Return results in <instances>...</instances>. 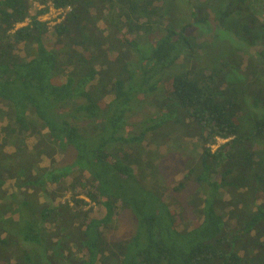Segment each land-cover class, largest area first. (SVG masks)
I'll list each match as a JSON object with an SVG mask.
<instances>
[{
    "label": "trees",
    "instance_id": "trees-1",
    "mask_svg": "<svg viewBox=\"0 0 264 264\" xmlns=\"http://www.w3.org/2000/svg\"><path fill=\"white\" fill-rule=\"evenodd\" d=\"M156 1L39 0L44 7L38 9L31 0H0V264H264V226L257 227L264 207L253 196L255 213L247 214L237 195L242 178L251 183L261 163L253 143L264 137V65L263 81L252 82L244 98L234 97L236 66L208 60L207 69L186 60L183 34L191 22L174 29L162 15L167 4L182 2L197 26L215 24L222 32L229 11L212 4L198 13L199 0ZM50 3L62 10L59 18L65 12L51 30L39 19ZM251 5L255 55L264 56L257 12L260 6L264 13V0ZM49 32L52 41L44 43ZM103 55L112 68L106 81L97 63ZM135 93L153 108L139 121H125ZM168 119L184 120L191 132H181V139L195 142L178 159L184 180L205 189L192 203L199 219L191 227L179 228L185 207L175 192L186 188L184 180L159 169L148 143L145 160L130 161L121 152L133 140L150 142ZM132 123L139 134L131 132ZM31 136L36 141L29 147ZM168 137L162 132V142ZM67 149L75 150L74 160L58 168L55 155ZM41 156L48 165L40 166ZM5 172L14 190L5 186ZM95 205L103 206V216H91ZM122 210L133 214L135 226L117 237L112 231ZM250 232L257 239L248 247ZM25 246L15 261V250Z\"/></svg>",
    "mask_w": 264,
    "mask_h": 264
},
{
    "label": "rangeland",
    "instance_id": "rangeland-1",
    "mask_svg": "<svg viewBox=\"0 0 264 264\" xmlns=\"http://www.w3.org/2000/svg\"><path fill=\"white\" fill-rule=\"evenodd\" d=\"M245 4H243L242 0H206L202 1L199 0L197 2V7L199 9L198 13L201 12V9H208L212 4L218 5V7H221L225 10L229 11V16H227L228 24L225 26L227 29L222 30V32L217 28L218 25L213 26L215 24H211V30L206 29L204 26H197L199 24H195L193 20H190L189 11L190 9L187 8L185 4L182 2L179 3V5H174L171 7L172 4H167V9H161V11L164 10L162 15L165 17L171 18L172 24L174 29H176V26L182 27V24H184L185 21L191 22V26L185 31L183 34L184 38L187 39V44L189 43V46L187 48V51L183 53V56L186 58V60H191L196 65L201 66L204 64L207 69H209L210 63L208 60H212L214 64H216L218 67L221 68V66L225 63V61H230L234 66H236V70L238 72V76L236 77L235 81L238 84L239 90L234 94V97H241L242 91H246L248 86L254 82L259 81L262 78V67L261 64L264 65V56H256L255 50L259 48V46L254 45V33L256 32V28L254 27V21L251 18V12H252V5L251 0H244ZM157 5L160 3L159 0L155 2ZM32 7H37L38 9L44 7V4L39 2V0H31ZM49 4V3H48ZM243 5H247V7L240 9V7H243ZM257 6L258 4L255 3ZM51 6V3H50ZM52 7V6H51ZM169 7V8H168ZM262 8L259 6V10L257 11L259 14V19L264 20V13H262ZM62 11V10H61ZM61 11H55L53 8L50 9L47 12H44L39 15V19L42 21H46L47 25L49 26V29H52V26L61 20L63 16L65 15V12H62L61 17L59 18V13ZM261 15V16H260ZM200 15H197V17ZM190 20V21H189ZM28 20L17 24L16 26L19 27L21 25L27 24ZM206 25V24H204ZM198 28H202L203 34H200L199 32L195 31L198 30ZM153 35V34H151ZM191 35L194 37V41L191 39ZM51 34L50 32L47 35L43 36V41L45 42H51L50 39ZM50 39V40H49ZM49 40V41H48ZM264 45V42H262ZM143 46V44H142ZM19 48H21L20 45H18ZM93 50V48H92ZM15 52L17 53V49H15ZM20 54L23 56L24 53L21 52ZM204 62V63H203ZM101 67L102 70L100 71V77L102 80L106 81L110 75H112V68H109V60L106 55H103V59L99 60L97 62ZM181 67H179L176 71L177 72ZM98 70V69H97ZM167 72L170 73V76L174 73L173 71H170L167 69ZM169 76V77H170ZM228 83V82H226ZM136 94V93H135ZM228 94V92L226 93ZM233 96V95H232ZM107 99L110 101L109 97ZM129 113L124 118L126 121L134 122L136 119L139 121L142 117H144L148 110L150 108H153V105L151 104V100H149L147 97L140 95V93H137L134 100L129 104ZM151 110V109H150ZM179 115V114H174ZM261 114L258 112L256 113V116L259 117ZM175 117V116H174ZM154 118L153 120H157L158 118ZM153 120L149 119V121L153 122ZM254 118L252 116L249 117V121L252 122ZM184 120H179L177 124H175L171 119H168L166 123L158 127L157 129L153 130L152 132H156L153 134V138L149 142L147 140V137L144 138V140L141 142V140H133L131 145L129 147L125 146L123 147L122 154L126 155V158H128L130 161L135 160L136 158H141L142 160H145L148 158L149 154L147 153V146L151 145L152 148L150 152L153 153V159L154 163L158 164L159 169L163 170L167 173V175H172L174 179L184 180V175L186 172V168L183 167L178 162L179 158H183L190 154V150L193 148L194 143L192 139L189 138H182L181 139V132H191L190 129L186 127ZM186 121V120H185ZM128 124V122H126ZM4 125V121L0 119V128ZM183 127L184 129L174 130V127ZM127 132V131H126ZM131 132L134 134H139L140 132L138 130V123H132L131 125ZM162 132H165L168 137V132H170V135L168 139H166L165 142H162ZM127 133L123 134L126 135ZM184 137V136H183ZM226 139L218 138L217 142H223ZM36 141L35 136H31L29 141V147H31L34 142ZM261 141V142H260ZM181 144V145H180ZM263 144V145H262ZM215 147V145H213ZM13 148L7 149L9 152L14 151ZM253 149L258 150L260 152L255 153L256 159L261 160V163H257V166L259 168L256 171L257 177L255 179H250L251 183H249L248 176L240 181V184L238 186V197L240 199V205L238 207H242L244 209L245 213H255V209H253V206H256L255 204L250 205L249 202L253 200V196H258V199L256 200V203L258 205H262L264 207V137L258 136L253 143ZM120 152V151H119ZM120 152V153H121ZM75 157V150L73 149H67L63 153H57L55 155L56 164L58 168L59 166H62L64 164H70ZM42 160H40V166H46L49 164V160L45 156H41ZM15 158L11 160V164H13ZM134 164L136 162L133 161ZM85 177H87V172H84ZM5 179V186L8 187L10 190H14V188L11 187V184L13 182V176L9 172H5L2 174ZM66 180L69 182L71 180L70 177H66ZM185 187L183 189H180L178 192H175L176 196L181 200L182 205H184V215L179 223V228L183 227H191L190 224H192V221L197 217V211L192 205L196 200H198L200 197H202L203 192H205L204 188H198L195 189L196 184L191 181V178L184 180ZM199 191V192H198ZM68 195V194H67ZM82 196V195H81ZM86 198V197H85ZM226 198V197H225ZM190 199L192 202L190 203ZM58 198L56 199V201ZM220 206H223L225 203L224 198L221 197ZM217 206V205H216ZM233 206V203H232ZM226 210V209H225ZM177 212H179V209H177ZM220 212H224V210L220 209ZM105 213V209L103 206H97L95 205L94 208L91 211V216H103ZM237 213H233V215L230 216L228 219H234L237 218ZM227 221V220H226ZM264 221V220H262ZM245 224V223H244ZM46 226H49L48 224ZM135 226V219H133V214L130 213L129 210H122L119 215V226L116 227L112 232L115 233V236H123L128 233H132L134 231ZM264 222L260 224L257 227H263ZM256 236H253L252 233H246L244 235V242L247 243L248 247H251L252 245L248 242H254L256 241ZM31 243V242H30ZM32 244V243H31ZM27 247H20V249L15 250L14 258L15 261L18 258H23L25 249ZM74 251V249L72 248ZM33 250H31L32 252ZM51 250H49V253ZM63 252H67V249L65 248ZM75 253V252H74ZM78 254V253H77Z\"/></svg>",
    "mask_w": 264,
    "mask_h": 264
},
{
    "label": "built area",
    "instance_id": "built-area-1",
    "mask_svg": "<svg viewBox=\"0 0 264 264\" xmlns=\"http://www.w3.org/2000/svg\"><path fill=\"white\" fill-rule=\"evenodd\" d=\"M51 8H53V7H51ZM55 11H57L55 8H53Z\"/></svg>",
    "mask_w": 264,
    "mask_h": 264
},
{
    "label": "bare ground",
    "instance_id": "bare-ground-1",
    "mask_svg": "<svg viewBox=\"0 0 264 264\" xmlns=\"http://www.w3.org/2000/svg\"><path fill=\"white\" fill-rule=\"evenodd\" d=\"M159 4V3H158Z\"/></svg>",
    "mask_w": 264,
    "mask_h": 264
}]
</instances>
